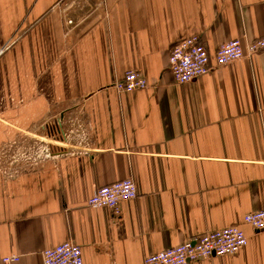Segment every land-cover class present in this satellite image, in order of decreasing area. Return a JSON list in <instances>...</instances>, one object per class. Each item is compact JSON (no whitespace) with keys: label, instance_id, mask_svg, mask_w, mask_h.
Instances as JSON below:
<instances>
[{"label":"crops","instance_id":"crops-1","mask_svg":"<svg viewBox=\"0 0 264 264\" xmlns=\"http://www.w3.org/2000/svg\"><path fill=\"white\" fill-rule=\"evenodd\" d=\"M194 35L212 65L264 38V0H0V158L30 153L0 162V264L68 241L83 264H143L231 226L244 248L192 264H264L242 221L264 209V52L178 85L169 53ZM129 71L148 88L118 93ZM129 179L118 216L87 206Z\"/></svg>","mask_w":264,"mask_h":264},{"label":"built area","instance_id":"built-area-1","mask_svg":"<svg viewBox=\"0 0 264 264\" xmlns=\"http://www.w3.org/2000/svg\"><path fill=\"white\" fill-rule=\"evenodd\" d=\"M71 24V22H68ZM264 52V38L245 45L240 40H233L221 45L216 51L214 64L211 65L207 50L199 36H190L176 43L169 53V71L178 85L196 81L221 66ZM118 93H133L148 88L147 81L137 72L125 73L114 84ZM137 197L133 181L123 180L98 188L87 200L92 209H109L115 216L120 214L119 206L123 201ZM244 224L253 231H264V209L248 213L243 218ZM247 245V238L237 226L212 231L185 241L183 244L158 253L148 255L143 264H192L210 259L237 254ZM43 264H83L81 247L73 242H64L41 252ZM18 256L4 257V264H15Z\"/></svg>","mask_w":264,"mask_h":264},{"label":"rangeland","instance_id":"rangeland-1","mask_svg":"<svg viewBox=\"0 0 264 264\" xmlns=\"http://www.w3.org/2000/svg\"><path fill=\"white\" fill-rule=\"evenodd\" d=\"M38 132L41 133V131ZM37 141L38 142H37L36 150L38 151L37 153H40L41 151H43L44 148H42L43 144H41V140L38 139ZM3 157L4 158L2 157L0 158L1 167L2 168L7 167L6 169L8 168L13 169L14 168L13 166H15L14 163L15 158L17 159L20 157L21 159L29 160L30 153L26 149H24V147H20V146L18 148L12 147L7 150V153ZM12 163H14V165Z\"/></svg>","mask_w":264,"mask_h":264}]
</instances>
